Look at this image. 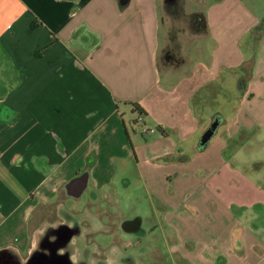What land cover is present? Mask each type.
Returning a JSON list of instances; mask_svg holds the SVG:
<instances>
[{"label": "crops", "instance_id": "1", "mask_svg": "<svg viewBox=\"0 0 264 264\" xmlns=\"http://www.w3.org/2000/svg\"><path fill=\"white\" fill-rule=\"evenodd\" d=\"M255 147L264 0H0V264L87 257L129 166L151 264H264Z\"/></svg>", "mask_w": 264, "mask_h": 264}, {"label": "rangeland", "instance_id": "2", "mask_svg": "<svg viewBox=\"0 0 264 264\" xmlns=\"http://www.w3.org/2000/svg\"><path fill=\"white\" fill-rule=\"evenodd\" d=\"M250 156L251 158L256 157L259 160L264 157V149L263 151H256L255 147L248 155L243 154L241 151L240 157L245 160ZM257 163L259 164L260 162ZM117 172V175H115V187L118 193H113L112 197V200L117 204V211L109 207L108 212L112 216L107 220L105 219V222L102 221L103 225L97 230V235L88 237L90 245L87 250V257L85 256V252L82 254H75L77 256L76 259H72L69 264H80L82 261H87L85 262L86 264H137L132 261V255L134 254L137 258L139 257V259L144 260L145 263L151 264L154 262L155 257L149 256V249L143 248H151L150 246L157 247L160 250L161 259L164 262L169 260L160 235L157 236L156 242L146 240V235H143L142 238H139L141 243L137 245V236L122 230L121 225L123 222L129 220L128 218H132L134 215H137V213L142 216L148 213V208L139 205L137 199L140 198V200H143V205H149V203L147 202V193L145 189L137 185L138 183L136 180L138 179V175L133 166H129L127 169H120ZM78 221L79 220L76 219L74 225L77 224ZM150 225L151 224H144V228ZM75 231L77 232L78 230ZM123 240L130 241L132 245L129 243L130 246L123 247ZM141 244H144V246ZM125 249L128 254L124 252ZM69 253H75V248H69L66 254ZM127 257H129V262L124 261Z\"/></svg>", "mask_w": 264, "mask_h": 264}, {"label": "flooded vegetation", "instance_id": "3", "mask_svg": "<svg viewBox=\"0 0 264 264\" xmlns=\"http://www.w3.org/2000/svg\"><path fill=\"white\" fill-rule=\"evenodd\" d=\"M124 227H128L127 229L132 230V231H134V230L136 231L138 229L137 228L138 225L136 226V224L134 222L128 223ZM67 228L70 229L69 232L71 233L72 236L78 232V231L77 232L75 231V230H77V228H72L71 229V228L66 227V226H60V230L62 231V234L59 233V236H58V238L56 240V244H58L60 246L67 245L68 242L65 243V241L63 240V237H62V236H66L67 235L68 231H63L65 229H67ZM126 259H129V257H127ZM80 264H84V263H80Z\"/></svg>", "mask_w": 264, "mask_h": 264}, {"label": "water", "instance_id": "4", "mask_svg": "<svg viewBox=\"0 0 264 264\" xmlns=\"http://www.w3.org/2000/svg\"><path fill=\"white\" fill-rule=\"evenodd\" d=\"M63 231H68L66 236H62L63 240L66 241V240L70 239V237L72 236L71 233L69 232L70 229L67 228V229H65Z\"/></svg>", "mask_w": 264, "mask_h": 264}, {"label": "trees", "instance_id": "5", "mask_svg": "<svg viewBox=\"0 0 264 264\" xmlns=\"http://www.w3.org/2000/svg\"><path fill=\"white\" fill-rule=\"evenodd\" d=\"M134 106H135V108H137V106H138V105H134ZM138 112H139L140 114H142V113H143L142 109H141V108H139V107H138Z\"/></svg>", "mask_w": 264, "mask_h": 264}]
</instances>
